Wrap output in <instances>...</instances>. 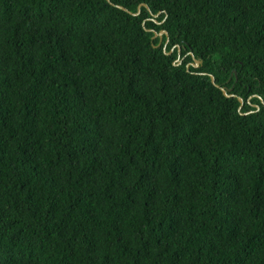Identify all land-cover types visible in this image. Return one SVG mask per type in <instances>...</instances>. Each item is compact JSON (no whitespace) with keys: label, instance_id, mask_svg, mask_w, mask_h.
<instances>
[{"label":"trees","instance_id":"trees-1","mask_svg":"<svg viewBox=\"0 0 264 264\" xmlns=\"http://www.w3.org/2000/svg\"><path fill=\"white\" fill-rule=\"evenodd\" d=\"M0 264H264V0H0Z\"/></svg>","mask_w":264,"mask_h":264},{"label":"water","instance_id":"water-1","mask_svg":"<svg viewBox=\"0 0 264 264\" xmlns=\"http://www.w3.org/2000/svg\"><path fill=\"white\" fill-rule=\"evenodd\" d=\"M145 6V7H147V5L146 4H144V3H142V4H140V5H138V7H137V12H135V13H132V12H130V11H128L126 8H124L123 6H118L120 9H122V10H124V11H127L128 13H131V14H133V15H137L139 12H140V7L141 6ZM158 15V13L157 14H154V16H157ZM162 34H165L166 36H167V31H165V30H160L158 33H156V32H154V35H153V37H155L156 35H158L159 36V42H158V44H157V46H159L160 45V43H161V40H162ZM168 40H166V42H167ZM163 51H165V46H163ZM171 51L172 50H170V51H168L167 53L169 54V53H171ZM178 51H179V48H178ZM180 60L178 61V64H180ZM201 63V60H198V59H195V58H193V62L192 63H189V64H186V68H188L189 67V65L191 64L192 66H194V67H198V65ZM210 76V79H211V81H212V83L213 84H215L214 83V78H213V76L212 75H209ZM216 85V84H215ZM218 86V85H217ZM220 89H221V91H222V93L226 96V97H231L232 96V94H228L227 93V90L225 89V88H223V87H219ZM238 101H239V103H240V105H239V107H238V109H240L241 107H242V99L240 98V97H238ZM256 106V105H255Z\"/></svg>","mask_w":264,"mask_h":264},{"label":"flooded vegetation","instance_id":"flooded-vegetation-1","mask_svg":"<svg viewBox=\"0 0 264 264\" xmlns=\"http://www.w3.org/2000/svg\"><path fill=\"white\" fill-rule=\"evenodd\" d=\"M179 52V51H178ZM255 106V105H254Z\"/></svg>","mask_w":264,"mask_h":264}]
</instances>
